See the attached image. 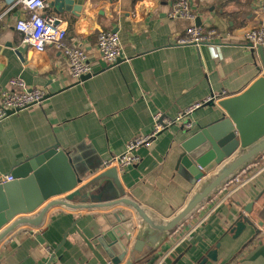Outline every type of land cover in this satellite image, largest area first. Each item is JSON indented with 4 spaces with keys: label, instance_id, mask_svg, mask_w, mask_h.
<instances>
[{
    "label": "crops",
    "instance_id": "obj_1",
    "mask_svg": "<svg viewBox=\"0 0 264 264\" xmlns=\"http://www.w3.org/2000/svg\"><path fill=\"white\" fill-rule=\"evenodd\" d=\"M48 11L68 23V44L85 50L93 74L76 81L65 54L54 46L37 52L22 43L18 20L29 16L14 0H0V93L21 79L29 89L46 92L43 102L9 115L0 125V180L53 146L71 152L78 167L90 171L123 154L133 139L148 135L155 116L174 120L180 112L210 97H233L264 76V56L244 38L260 23L252 0H188L194 20L171 18L176 0H63L70 9ZM224 35L212 45L179 46L176 40L197 25ZM102 31L118 33L123 56L113 65L100 57ZM219 106L201 108L191 126H206L221 117ZM199 130L172 125L150 148H139L138 163L118 171L123 190L164 218L172 217L197 186L180 165L181 145ZM104 166L81 184L93 180ZM254 202L247 226L235 238L230 230L247 204ZM108 211L51 209L44 225L22 226L0 244V264H112ZM129 212V211H128ZM264 159L206 202L162 247L139 264H264ZM135 224V222H134ZM259 230V231H258ZM128 243L127 254L133 245ZM218 246V247H217ZM122 263L119 264H123Z\"/></svg>",
    "mask_w": 264,
    "mask_h": 264
},
{
    "label": "water",
    "instance_id": "obj_2",
    "mask_svg": "<svg viewBox=\"0 0 264 264\" xmlns=\"http://www.w3.org/2000/svg\"><path fill=\"white\" fill-rule=\"evenodd\" d=\"M71 4L70 1L55 0L52 6L56 12L63 13L66 5L65 11H72ZM197 26H201L200 19ZM258 49L264 56V49ZM91 76H85L81 81ZM204 106H219L223 113L206 126L192 125L191 130L195 127L199 130L181 145L180 165L194 178L197 186L172 217L160 216L123 190L116 167L103 169L81 186L89 174L104 164L100 161L99 166L90 171L81 170L74 154L53 146L18 163L9 174L14 180L0 184V244L22 226L41 228L48 212L54 208L108 211L123 207L127 212L120 209L105 214L110 230L100 241L108 243L106 250L112 264L123 261V264H139L148 259L214 195L251 165L264 159V76L241 94L217 102L212 100ZM253 207L254 202L247 204L230 230L235 238L247 226H255L248 217ZM135 225L137 233L127 254ZM259 225L264 227V222ZM210 259L217 260L216 250L199 264H206Z\"/></svg>",
    "mask_w": 264,
    "mask_h": 264
},
{
    "label": "built area",
    "instance_id": "obj_3",
    "mask_svg": "<svg viewBox=\"0 0 264 264\" xmlns=\"http://www.w3.org/2000/svg\"><path fill=\"white\" fill-rule=\"evenodd\" d=\"M255 2L254 15L260 19V23L248 29L245 40L254 48L264 49V0H252ZM21 7L29 12V16L20 19L16 23V31L22 35V43L37 52H44L46 47L51 45L61 50L68 59L71 74L76 81H81L85 76L92 75L93 69L84 49L68 44V23L59 16L48 11V0H14L13 8ZM171 18H184L194 20L195 15L191 11L188 0H176L172 6ZM224 35L211 27L193 25L185 34L176 40L179 46L212 45L222 41ZM97 50L108 65L118 62L123 56L122 46L118 33L114 31H102L97 36ZM12 89L0 93V125L12 114L19 113L28 108L40 105L46 95L41 88L29 89L23 80L13 79L10 82ZM220 97H210L203 102L194 104L183 112H180L174 119H168L162 114L155 116L153 129L148 135L139 136L130 141L123 154L104 164V170L116 167L122 171L125 167L135 165L139 158L136 151L139 148H150L153 143L172 125L183 128H190V116L193 112L204 108L210 101L217 102ZM11 175L1 178L0 184L12 182Z\"/></svg>",
    "mask_w": 264,
    "mask_h": 264
}]
</instances>
